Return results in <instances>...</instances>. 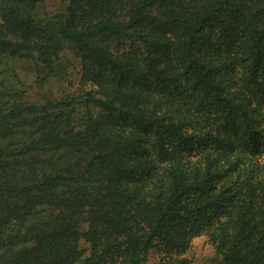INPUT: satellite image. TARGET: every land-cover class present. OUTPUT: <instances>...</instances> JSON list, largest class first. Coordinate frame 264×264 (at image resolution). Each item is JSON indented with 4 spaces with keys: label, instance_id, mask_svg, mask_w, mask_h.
<instances>
[{
    "label": "trees",
    "instance_id": "16d2710c",
    "mask_svg": "<svg viewBox=\"0 0 264 264\" xmlns=\"http://www.w3.org/2000/svg\"><path fill=\"white\" fill-rule=\"evenodd\" d=\"M19 1L0 0V29L14 36L0 35V72L12 58L52 70L67 46L88 79L83 94L34 103L0 77V264H140L151 249L187 248L221 200L207 232L223 263L264 264V173L255 164L264 128L247 136L255 161L241 182L231 175L224 186L212 165L219 120H245L241 104L264 96V0H69L64 21L47 19L44 30L18 23ZM230 33L247 38L239 90L201 52ZM136 75L149 84L144 100L124 89ZM177 99L183 118H174ZM140 151L163 169L152 170L143 201H109L116 176L144 174Z\"/></svg>",
    "mask_w": 264,
    "mask_h": 264
},
{
    "label": "rangeland",
    "instance_id": "374dc122",
    "mask_svg": "<svg viewBox=\"0 0 264 264\" xmlns=\"http://www.w3.org/2000/svg\"><path fill=\"white\" fill-rule=\"evenodd\" d=\"M68 1L20 0L19 5L23 14H17V21L24 25H32L37 30H44L47 19L64 21ZM1 15L0 11V17ZM6 20L5 16L0 19V27H5ZM2 31L0 29V35L14 38L11 33H7V30L5 34H2ZM233 34L226 35L228 37H217L212 42L208 39L205 40L201 47V52L209 49L210 57L208 59L211 66H213L214 76L225 84L232 83L233 87L239 90L244 84L243 81L247 73L248 59L245 53L247 51V38L240 33L238 35ZM63 51L64 54L53 62L52 70L45 65L37 67L28 58L5 60L8 62V68H4L5 70L0 72V77H4L19 89L23 93V99L29 102L41 103L46 99H60L67 95L83 94L86 88L85 83H87L84 81H87L88 77L84 69H82L81 58L75 54L73 48L65 46ZM213 51L215 52L213 53ZM173 65L176 66V64ZM1 66H4V64ZM93 73H96L97 76L101 75V80H106V75L101 67L93 68ZM262 75L264 79V68H262ZM143 82L144 79H141V76H133L129 79V84L124 86V89L137 99L140 100L142 98L144 100L147 97L146 90L149 89V84L148 82L143 84ZM160 94L162 96L170 95L169 92L165 91H161ZM257 101H259V104L253 103L249 105L246 101L241 104V109L244 112L246 111L245 120L241 116L235 121L232 118H228L230 120L229 124L225 122V119L219 120L223 125L220 128L218 139L212 142L214 156L212 165L220 177L219 182H223L224 186L228 185L231 175L233 179L241 182L242 176L246 177L252 171L251 168L255 157L251 154L247 136L250 131L252 132L256 128H264V123L259 127L260 123L264 122V116L261 114L264 110V96L259 97ZM173 103L177 108L174 118H183L182 101L177 99ZM108 123L109 121H107L106 125ZM129 131H132L130 127H124L125 133ZM150 152L140 151L141 155L137 157V165L141 167V171L144 174L129 177L116 176L113 179L108 188L109 201L116 202L122 199L123 201L119 203L122 207L127 206L131 202L138 203L143 201V195L147 193V187H151L149 177L152 174V170L156 168L150 163L151 158H156ZM125 155L123 154V158H125ZM236 156L238 158H235ZM129 160L130 163L134 162L133 157H130ZM161 162L165 163V159H161ZM256 163L263 171L261 173H264V159L260 158ZM156 169L162 170L163 168L160 166ZM132 190L135 191L133 192ZM221 201L220 205L213 209V212H204L201 219L197 221L196 227L203 225L205 231L194 236L187 248L177 247L169 253L155 248L151 249L140 264H167L171 260L178 258L185 259V264H224L221 255L217 253L216 246L210 240L207 232L214 230V219L222 215L224 206L228 203L227 200H223L222 203ZM82 229V225L76 228L77 233ZM81 244L83 243L81 242Z\"/></svg>",
    "mask_w": 264,
    "mask_h": 264
}]
</instances>
